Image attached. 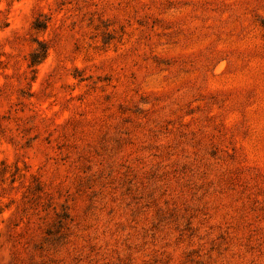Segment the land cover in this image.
Returning <instances> with one entry per match:
<instances>
[{
  "label": "rangeland",
  "instance_id": "1",
  "mask_svg": "<svg viewBox=\"0 0 264 264\" xmlns=\"http://www.w3.org/2000/svg\"><path fill=\"white\" fill-rule=\"evenodd\" d=\"M0 264H264V0H0Z\"/></svg>",
  "mask_w": 264,
  "mask_h": 264
},
{
  "label": "trees",
  "instance_id": "2",
  "mask_svg": "<svg viewBox=\"0 0 264 264\" xmlns=\"http://www.w3.org/2000/svg\"><path fill=\"white\" fill-rule=\"evenodd\" d=\"M43 51H44V54H42V56H40V59L39 60H34V63L40 62L45 57L46 49H44Z\"/></svg>",
  "mask_w": 264,
  "mask_h": 264
}]
</instances>
